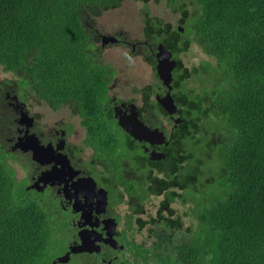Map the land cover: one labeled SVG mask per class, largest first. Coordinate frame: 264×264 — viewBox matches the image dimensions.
<instances>
[{"label": "trees", "instance_id": "1", "mask_svg": "<svg viewBox=\"0 0 264 264\" xmlns=\"http://www.w3.org/2000/svg\"><path fill=\"white\" fill-rule=\"evenodd\" d=\"M120 2L0 0V67L15 76L9 86L23 100L34 91L52 109L69 107L82 143L93 149V164L110 171L109 178L116 175L134 212L144 210L149 197H161L147 228L150 244L127 243L136 245L141 264H264V252L254 256L264 237V0H166L182 32L147 14L144 52L153 72L159 42L174 55L193 43L207 56L191 67L177 61L172 85L182 87L180 121L167 134L168 145L160 146L166 155L158 161L148 160L139 141L118 126L112 63L97 55L104 46L101 29L83 22ZM141 90L154 92L151 86ZM149 111L168 116L153 101ZM5 116L10 128L0 125V137L13 132L6 109ZM9 157L0 145V264H49L66 220L53 218L39 193L18 185ZM121 163L132 166L131 176L120 174ZM108 188L115 197L118 186ZM175 201L188 204L189 224L176 214ZM134 225L141 231L140 221ZM118 262L129 264L121 257Z\"/></svg>", "mask_w": 264, "mask_h": 264}, {"label": "flooded vegetation", "instance_id": "2", "mask_svg": "<svg viewBox=\"0 0 264 264\" xmlns=\"http://www.w3.org/2000/svg\"><path fill=\"white\" fill-rule=\"evenodd\" d=\"M142 12L143 38L136 41H131L129 39L124 38L123 41L121 40L122 43H120L119 46L123 47L124 50L129 48V51H127V53L125 54L126 60L128 58L142 56V61L146 63L147 55H145L144 52V46L146 45L145 19L147 17V14L150 12L147 8H145ZM83 22L84 25L90 24L87 19L83 20ZM101 33L112 35V32H106L102 29ZM109 45L113 46L115 44L107 43L104 46H101L100 44L98 45L97 55L98 58L101 60V63L103 64L109 61L105 60V58H101V55H103V50ZM110 62L112 63V77L110 83L111 88L114 83H119L121 75L116 76V71H118V67H116L112 61ZM9 79L10 78L6 76L0 79V96H2L3 100L1 101L2 106L6 109V113L11 114V122H13L14 125L13 129H11L13 132L4 134L2 138L0 137V145L3 146V150L5 152H8L10 154V157L7 159V161L14 172V177L17 179L16 182L18 183V185L23 186V189L26 192L39 193V200L48 203L53 218L66 220L65 234L70 231L69 240L67 241L66 239L65 247L63 250H61L57 254H53V250H49V252L52 253L49 264H51L52 261L59 255L64 254L70 246L79 243V233L84 229H87L88 232L90 230H94L95 234H99V251L77 252L74 254H70L68 262L56 264H69L71 261L74 262V264H117L121 251H126L129 247L125 242L121 241L119 237L122 231L128 233V230L125 226V223L123 226H121L120 223L122 222V219L119 220L116 216V214H120L118 213V210L111 209L112 202L114 201V199L111 198L112 194L108 187L113 185L118 186V192H122L123 195L124 189L121 185V181L119 179H116V175H113L112 178H109V176L104 173V170H100L98 168V163L93 164V159L95 158L93 157L92 147L86 146L82 143L84 137L83 131L81 136V144L76 145L72 141H69V138L73 135L75 130L79 135V130L75 129V125H77L81 129V127L79 126V119L76 121V124L71 121L70 117H77L76 115L70 114L69 119L65 123L58 124L59 122H57L56 124H58L60 127L55 128L54 126H49L45 130V132L36 133L34 131V126L36 125V118L33 114L29 112L26 106L27 102L20 98V96L15 90H13L12 88H7L10 83ZM130 79L133 78L128 74L126 80ZM148 85L149 84H146L144 87H148ZM134 90L135 89H133V93ZM174 90L175 89L173 88V93L175 94L174 99L176 101L181 100L182 88L176 90V92H174ZM135 92L138 96V100L130 96L129 99L123 100L117 94H110V99H112V105L120 103L122 101L126 102L127 104L130 102L135 103L138 107L137 109L140 119H146L144 117V114L149 113V108L152 104V101L153 103H156V101L155 99H150L148 94L141 90V88L136 89ZM37 100L49 106L43 99ZM116 100L118 102H116ZM183 102H186V99L184 97ZM16 103H20V106L27 110L28 113L33 117V126L30 128V132H35L36 142L44 149L43 152H36L35 154H33L31 150L21 151L18 148L14 150L12 149L15 141L18 140V136L22 137L21 141L25 140V136H23L25 128L18 125L16 122V119L18 118V111L15 110ZM178 108L180 109L179 106ZM5 109L4 111H2L3 109H0V125L3 127H9L10 120L5 116ZM162 117L167 122V124H170V126H172V128L175 127L173 122H171V120L168 118V116L166 117V115H162ZM64 125H72L73 131L67 133ZM161 127L166 132V128L162 124ZM62 131H64V134L61 136ZM61 140H63V144L62 148L59 149L57 148V144L60 143ZM169 142L170 141L168 140V143ZM138 144L141 153H144L148 160V153L151 149L155 148L157 150L163 151L160 147L161 145H149L146 142H138ZM41 147H38L37 150L39 151ZM84 148H89V153H84ZM59 152L67 156L69 165L67 163L65 164V160L59 157ZM129 166L125 165L124 163H121V166L119 168L120 174L125 175V173H131L130 167L132 166ZM75 171L76 173H74ZM107 173H110V171H107ZM88 177H92L95 181L96 187L94 189V193L90 192L92 188V183L88 179ZM35 183L39 188L38 190L30 188V186ZM99 188H103L106 190L107 205L106 207H104V209L100 210L101 207L99 206L98 210H96V205L101 204L100 197H98L96 194ZM128 198H130V196H128ZM73 205H77L83 208L84 211L89 212V220L90 222L94 223V225L90 226L89 224H82V222L84 221V218H82V210H73ZM109 217H113L118 224L117 231L114 235V238L118 242L116 248H113L109 244H106L103 240V238L105 237V230L103 229V220ZM135 217L139 218V215H136ZM141 223L143 224L142 229L148 228V221H141ZM120 244H123L124 247L121 248Z\"/></svg>", "mask_w": 264, "mask_h": 264}, {"label": "rangeland", "instance_id": "3", "mask_svg": "<svg viewBox=\"0 0 264 264\" xmlns=\"http://www.w3.org/2000/svg\"><path fill=\"white\" fill-rule=\"evenodd\" d=\"M147 8L151 15H157L161 17L164 21H171L172 25H177V18L178 13H171L170 8L167 6L166 0H150L149 2H144L143 0H122L120 5L115 8L109 10V12L103 13L102 16L91 15L93 24L96 28H101L103 31L106 32H115L118 31L121 33L124 38L129 39L131 41L140 40L143 38L142 34V27H143V10ZM120 37V36H118ZM99 44V40L96 41ZM129 49H123L121 46H108L103 50V55L101 58H105V60L112 61L113 64L118 67V71H116L117 75H121L119 79V83H114L110 90L112 94H117L118 96L122 97H134L138 100V96L136 92L133 93V89L143 88L146 84H154L157 83V88L160 89L159 81L155 77L152 67L149 63H145L142 60V56H137L134 58H128L126 60L125 54ZM135 55V54H134ZM175 58L180 59L182 63L187 66L191 67L193 65H198L200 60L207 58V56L200 50V48L196 44H191L188 50L177 53ZM128 74L133 78L130 80H126ZM15 78V76L10 72H3L0 67V79L3 77ZM7 88H11L7 86ZM29 95H27L25 101L26 106L31 114H33L36 118L34 131L36 133L45 132V130L50 126L60 127L58 124L65 123L69 119L70 109L68 106H60L57 109H52L51 107L45 105L43 102H40L36 99L34 91H29ZM153 98V95L151 96ZM140 105V104H138ZM0 109H3L2 103H0ZM144 117L146 120L150 117L154 120L155 123L162 124L166 128V132L170 130V124L162 117L161 113L153 114L149 111V113H145ZM71 121L76 124L78 120L77 117H70ZM59 122L58 124H56ZM75 129L79 130V135L77 131L73 133V135L69 138V141H72L76 145L81 144V136L82 131L77 125H75ZM2 138V137H1ZM125 149L121 147L120 152L122 153ZM84 153H89V148L83 149ZM129 153H132L130 151ZM128 157V156H127ZM124 158L121 162L127 160ZM125 165H130L128 163H124ZM131 166V165H130ZM129 166V167H130ZM131 168V173H125V175L131 176L133 168ZM107 173V170L104 171ZM117 179V178H116ZM122 185V184H121ZM115 197H113L114 201L112 202V208L114 209L118 203L122 202V197L118 196V190H115ZM126 195V192L123 193ZM112 198V197H111ZM161 197L151 196L149 197L147 203L144 206V209L148 212L156 211V204L160 200ZM118 202V203H117ZM126 203V201H123ZM172 206L175 208L176 214L180 215L184 221V225L189 224V220L191 219L189 216L184 214V210L187 208L188 204H182L180 201H175L172 203ZM126 210H129L126 206H123L121 203L118 206V212L120 214H116L117 218L122 222L120 223L121 226L124 223L128 222V218L123 215ZM191 212V211H190ZM125 231H122L120 234V240L124 241L126 244L133 239L137 243L144 242V246H148L151 242L150 239L146 238V232L143 230L141 233L135 232L134 235L129 234ZM70 231L66 234L62 235L61 238L56 236L55 239L59 240L58 244L51 247L50 250H53V254H57L65 247V241L69 240ZM62 245V246H60ZM60 246V247H59ZM128 249L125 252L120 253V257L122 260H127L129 264H141L140 258L137 257L136 254V245H128ZM125 256L127 259H125ZM69 264H74V262H70ZM120 264V262H117ZM162 264V262H161Z\"/></svg>", "mask_w": 264, "mask_h": 264}, {"label": "water", "instance_id": "4", "mask_svg": "<svg viewBox=\"0 0 264 264\" xmlns=\"http://www.w3.org/2000/svg\"><path fill=\"white\" fill-rule=\"evenodd\" d=\"M178 30L182 31V28L178 27ZM114 40L115 39L112 35H101L102 45H105L106 43L112 42ZM154 57L156 61V75L165 87V92L162 95L156 94L155 100L160 105V107L166 112L169 119L174 123V126H176V123L180 121V117L173 116L177 113L178 106L171 94V81L172 71L177 64V61L172 58V52L167 49L162 43H158L156 45ZM120 105L125 107V109H122L119 105H115L113 107V110L116 122L123 131H125L133 139L139 142H146L149 145L168 144V139L165 130L161 129L158 126H150L145 123L142 119H140L138 109L135 103H128L127 106L125 105V103H121ZM15 110L18 111V118L16 119V122L18 125L25 128L23 136H25L26 138V141L22 143V137L18 136V141L16 142V145L21 146L22 148L31 149L33 151V154L36 152H43L44 149L36 142L35 132H29L30 128L33 125V117L30 116L23 107L20 106V103H16ZM169 133H171V131ZM63 134L64 131L61 132V136ZM62 144L63 140H61L60 143L57 144V148H62ZM38 147H41L39 151L37 150ZM165 155V152L153 148L149 151L148 158L152 161L161 160L165 157ZM59 157L65 160V164H68V159L65 154L59 152ZM74 173H76V171ZM88 179L92 183V188L90 192L94 193V189L96 187L95 181L92 177H88ZM96 194L98 197H100L101 204H104L107 200L106 190L103 188H99ZM82 217H84V224H89L90 226L94 225V223L90 222L89 216L83 215ZM103 223V229L105 230V238H103V240L105 243H108L109 245H111V247L115 248L117 242L113 238V235L115 234L117 222L113 217H109L105 218L103 220ZM79 238V243H76L70 247L71 251H99V245L97 244V241H99L100 238L99 234H95L94 230H90L89 232L87 231V229L82 230L79 233ZM60 260L64 261L65 257L60 258Z\"/></svg>", "mask_w": 264, "mask_h": 264}, {"label": "clouds", "instance_id": "5", "mask_svg": "<svg viewBox=\"0 0 264 264\" xmlns=\"http://www.w3.org/2000/svg\"><path fill=\"white\" fill-rule=\"evenodd\" d=\"M150 1V0H149ZM148 1V2H149ZM78 8L80 9V11H79V13H80V15H81V17L83 18L84 17V7H81V6H79L78 5ZM105 12H109V10H107V9H104L103 11L102 10H100V12L98 13V14H96V16H102L103 15V13H105ZM82 13V14H81ZM91 15H94V14H91ZM91 15H85V17H88L89 18V20H91L92 21V19H91ZM154 16V15H153ZM155 16H157V15H155ZM157 17H159V16H157ZM159 18H161V17H159ZM90 22V21H89ZM174 26V25H173ZM174 27H176L177 29H178V27H181V26H179L178 24L176 25V26H174ZM182 28V31H183V27H181ZM99 29H101V28H99ZM181 31V32H182ZM102 34H106V33H102ZM108 35H110V34H108ZM102 42V41H101ZM159 43H161V42H159ZM158 44V43H157ZM156 44V45H157ZM163 44V43H162ZM156 45H155V50H156ZM144 47H146V46H144ZM168 49V48H167ZM145 50V49H144ZM155 50L154 51H152V53H153V55H154V52H155ZM155 58V57H154ZM172 58H174L176 61H178V59L177 58H175V55L172 53ZM148 63V62H147ZM155 63H156V61H155ZM176 66H177V64H176ZM175 66V67H176ZM174 70V69H173ZM172 73H173V71H172ZM154 75H155V77L158 79V81H159V85H160V89H158L157 88V83H154V84H150L149 83V85H148V87H152L153 89H154V92L153 93H147L148 94V96L150 97V99H155V95L156 94H159V95H162L164 92H165V87H164V85L161 83V81L159 80V78L157 77V75H156V71L154 72ZM172 81H173V76H172ZM172 81H171V85H172ZM145 86V85H144ZM143 88H147V87H143ZM182 88V87H181ZM142 89V88H141ZM163 89H164V91H163ZM176 90L177 89H175L174 90V92H176ZM171 94H172V96H173V85H172V89H171ZM153 95V98H151V96ZM130 97L129 96H127V97H125V100L126 99H129ZM173 98H174V96H173ZM175 100V99H174ZM156 101V100H155ZM176 101V100H175ZM121 103H125V105L127 106L128 104L126 103V102H124V101H122V102H120L119 104H114L113 105V107L115 106V105H119V106H121L120 104ZM130 103H132V102H130ZM157 103V102H156ZM177 103V102H176ZM158 104V103H157ZM159 105V104H158ZM137 106V105H136ZM160 106V105H159ZM178 106V105H177ZM112 107V108H113ZM121 108L122 109H125V107H123V106H121ZM138 108V107H137ZM27 111V110H26ZM164 111V110H163ZM178 111H179V108H178ZM177 111V112H178ZM28 112V111H27ZM113 112H114V110H113ZM29 114V113H28ZM30 115V114H29ZM31 116V115H30ZM174 117H175V114L173 115ZM177 117V116H176ZM169 118V117H168ZM172 122V121H171ZM174 124V123H173ZM33 126V125H32ZM156 126H158V125H156ZM159 127V126H158ZM161 129H163V128H161ZM171 129H172V126L170 127V130L168 131V133L171 131ZM29 132H30V130H29ZM33 132V131H32ZM166 133V136H167V132H165ZM154 161H156V160H154ZM158 161V160H157ZM123 201H126V203H124ZM121 203H123V206H126L129 210H126V212L123 214V215H125L127 218H128V222H126L125 223V226L127 227V230H130V232H129V234H131V235H134L135 234V232H138V233H141L143 230L146 232V234H147V229L145 228V229H142L141 228V231H137L136 229H135V225H134V222H138V221H144V222H149V224L148 225H150V216H155V211L154 212H148V211H146L145 209L144 210H142V211H137V212H134L132 209H131V203H130V198H128V197H126L125 195H122V202ZM121 203H118L117 204V206L114 208V209H117L118 210V206L121 204ZM146 203H147V201H146ZM145 203V204H146ZM145 206V205H144ZM119 213V212H118ZM144 214V215H143ZM136 215H139V218H136L135 216ZM118 225V224H117ZM117 225H116V229H115V233H116V231H117ZM115 235V234H114ZM114 235H113V238H114ZM105 238V237H104ZM115 239V238H114ZM115 241L117 242V240L115 239ZM124 242V241H123ZM136 242V241H135ZM137 243V242H136ZM97 244H98V241H97ZM106 244H108V243H106ZM118 245V242H117V244H116V246ZM111 246V245H110ZM120 247L122 248V247H124V245L123 244H120ZM100 248V247H99ZM114 248V247H113ZM116 248V247H115ZM83 252H85V251H83ZM264 252V237H262V238H260L258 241H257V243H256V245H255V247H254V256L255 255H257V254H261V253H263ZM74 253H77V252H74V251H71V249L70 248H68L67 249V251L64 253V254H62V255H59L57 258H55L53 261H52V263L51 264H56V263H66V262H68V260H69V258H70V254H74ZM62 257H65V260L64 261H61L60 260V258H62ZM119 257H120V255H119ZM50 261V260H49ZM43 264H45V263H43Z\"/></svg>", "mask_w": 264, "mask_h": 264}, {"label": "bare ground", "instance_id": "6", "mask_svg": "<svg viewBox=\"0 0 264 264\" xmlns=\"http://www.w3.org/2000/svg\"><path fill=\"white\" fill-rule=\"evenodd\" d=\"M122 1V0H121ZM148 2V1H147ZM121 3V2H120ZM120 5V4H119ZM115 8H117V7H115ZM115 8H110V10L111 9H115ZM112 36L114 37V41H112V43H114L115 45H117V46H119L120 45V43H122V41L124 40V36L121 34V33H119L118 31H115V32H112ZM118 36H120V37H118ZM122 40V41H121ZM129 49V48H128ZM129 51V50H128ZM18 141V140H17ZM17 141H15V143H14V145H13V147H12V149L14 150V149H20L21 151H27V150H31V149H26V148H22L21 146H17L16 145V142ZM26 141V138H25V140L24 141H21L22 143L23 142H25ZM32 151V150H31ZM33 152V151H32ZM35 154V153H34ZM55 182V181H54ZM30 188H34V189H36V190H38L39 188L37 187V184L35 183V184H32L31 186H30ZM115 202V201H114ZM106 205H107V200H106V202L104 203V204H99V205H96V210H98V207L100 206L101 208H100V210L101 209H104V207H106ZM90 207H91V205H90ZM72 209L73 210H75V211H78V210H82V216L83 215H85V216H88L89 215V212H87V211H84V209L83 208H81V207H79V206H77V205H73V207H72ZM82 218H84V217H82ZM81 220V219H80ZM82 224H84L83 222H82ZM71 247V246H70ZM69 247V248H70Z\"/></svg>", "mask_w": 264, "mask_h": 264}]
</instances>
